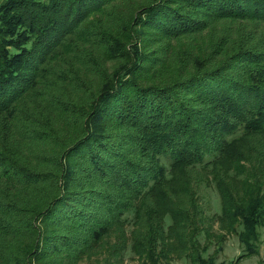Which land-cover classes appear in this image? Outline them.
Wrapping results in <instances>:
<instances>
[{
	"label": "trees",
	"instance_id": "16d2710c",
	"mask_svg": "<svg viewBox=\"0 0 264 264\" xmlns=\"http://www.w3.org/2000/svg\"><path fill=\"white\" fill-rule=\"evenodd\" d=\"M204 182L258 255L264 0L0 7V264H216Z\"/></svg>",
	"mask_w": 264,
	"mask_h": 264
},
{
	"label": "rangeland",
	"instance_id": "374dc122",
	"mask_svg": "<svg viewBox=\"0 0 264 264\" xmlns=\"http://www.w3.org/2000/svg\"><path fill=\"white\" fill-rule=\"evenodd\" d=\"M7 0H0V7H2ZM166 165L169 164L164 159ZM198 198L203 206L204 213L207 219L205 227L209 228L210 235H200L201 244L210 243L209 250L205 254L206 257L213 255L216 258V264H233L237 262L239 257L244 253V249L239 242L237 235H228L225 241L219 240L225 231L220 229V224L217 222L216 214H220L221 201L215 187L208 182H204L197 187ZM170 223V219H166V224ZM130 230V228H129ZM261 242L259 243L258 255L247 256L240 260L238 264H264V226L260 228ZM220 249L218 250V248ZM80 264H106L102 257H93L92 259H85ZM119 264H140L137 258H133L130 252L124 253V261ZM172 264H190L189 261L184 259H176Z\"/></svg>",
	"mask_w": 264,
	"mask_h": 264
}]
</instances>
